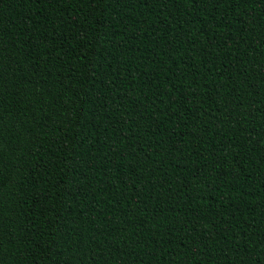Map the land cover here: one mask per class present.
<instances>
[{"label": "trees", "instance_id": "16d2710c", "mask_svg": "<svg viewBox=\"0 0 264 264\" xmlns=\"http://www.w3.org/2000/svg\"><path fill=\"white\" fill-rule=\"evenodd\" d=\"M0 264H264V0H0Z\"/></svg>", "mask_w": 264, "mask_h": 264}]
</instances>
